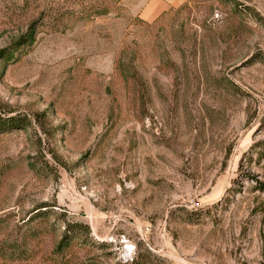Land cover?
<instances>
[{"label":"rangeland","instance_id":"374dc122","mask_svg":"<svg viewBox=\"0 0 264 264\" xmlns=\"http://www.w3.org/2000/svg\"><path fill=\"white\" fill-rule=\"evenodd\" d=\"M133 1L0 0V264H264V0Z\"/></svg>","mask_w":264,"mask_h":264},{"label":"trees","instance_id":"16d2710c","mask_svg":"<svg viewBox=\"0 0 264 264\" xmlns=\"http://www.w3.org/2000/svg\"><path fill=\"white\" fill-rule=\"evenodd\" d=\"M114 1V3L118 4L120 0H112ZM100 4H98L96 7L93 6H89L90 9V15H102L107 13V11L105 10V8H100L99 6ZM95 9V10H92ZM100 9V10H99ZM89 15H84V17H88ZM26 30L23 34H21L16 41L13 43V46L11 48V50H7V49H2L0 50V61L4 60L7 61L9 59H11L13 57V53L14 51H16L20 45H30L33 42V22L29 23L28 26L26 27ZM26 121L20 120L18 118L9 116V117H4V116H0V132L4 131V130H8V129H15V128H20L24 125H26ZM68 235H67V231L64 232V235L62 237V239L58 242L57 247L61 248V247H66L67 241H68Z\"/></svg>","mask_w":264,"mask_h":264},{"label":"crops","instance_id":"0c3cea01","mask_svg":"<svg viewBox=\"0 0 264 264\" xmlns=\"http://www.w3.org/2000/svg\"><path fill=\"white\" fill-rule=\"evenodd\" d=\"M186 0H134L132 10L138 19L151 22L165 11L181 5Z\"/></svg>","mask_w":264,"mask_h":264},{"label":"built area","instance_id":"2783aa9c","mask_svg":"<svg viewBox=\"0 0 264 264\" xmlns=\"http://www.w3.org/2000/svg\"><path fill=\"white\" fill-rule=\"evenodd\" d=\"M198 202H192V207H198Z\"/></svg>","mask_w":264,"mask_h":264}]
</instances>
